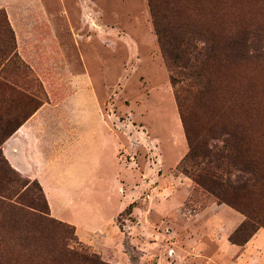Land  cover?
I'll return each mask as SVG.
<instances>
[{"label":"rangeland","instance_id":"obj_1","mask_svg":"<svg viewBox=\"0 0 264 264\" xmlns=\"http://www.w3.org/2000/svg\"><path fill=\"white\" fill-rule=\"evenodd\" d=\"M225 1L226 15L216 2L203 1L178 16L216 36L224 30L257 45L264 30L262 0ZM0 13V47L10 28L16 48L15 56L0 64V81L34 100L18 107L11 93L0 89V131L14 123V112L43 104L59 108L41 119L47 127L44 154L53 156L62 127H70L73 151L58 156L59 165L81 168L86 147L94 145L104 181L89 210L54 205L59 220L51 218L66 227H25L15 218L8 224L0 211V264H69L60 256L66 249L97 254L109 264H264V238L238 260L246 244L226 239L237 228L203 214L215 199L200 188L189 190L187 177L177 170L188 146L147 0H0ZM237 60L231 55L222 63L219 97L243 103L248 82L255 79L261 87L264 71L261 61ZM88 80L110 133L89 96ZM225 112L231 119L232 112ZM27 173L51 192L65 181L62 173L51 176L40 168ZM155 188L162 195L155 193L148 204L144 199ZM30 190L39 200L37 187ZM129 193L132 200L116 214ZM73 228L77 241L71 239Z\"/></svg>","mask_w":264,"mask_h":264},{"label":"trees","instance_id":"obj_2","mask_svg":"<svg viewBox=\"0 0 264 264\" xmlns=\"http://www.w3.org/2000/svg\"><path fill=\"white\" fill-rule=\"evenodd\" d=\"M203 1L216 2L222 15H226L225 0H147V3L188 146L177 170L197 188L211 195L217 204L226 205L244 217L229 237L231 244L244 246L264 229V78L261 87L251 79L243 103H239L237 99L220 98L221 83L217 74L223 61L231 55H236L238 62L243 58L249 63L261 61L264 71V30L259 32L260 37L254 36L258 44L253 46L246 35L238 34L232 38L222 30L216 36L178 16L189 9L188 6L196 9L204 4ZM4 34L6 39L0 47V64L16 54L12 30L7 28ZM230 46L239 51L231 53ZM0 89L8 90L18 107L24 102L29 106L34 104L32 98L2 81ZM41 106H35L25 114L14 112L10 118L14 123L0 131V211L9 218L8 224L15 218L23 220L25 227L46 224L66 227L51 218L38 182L21 177L1 150L2 144ZM224 110L232 112L231 119H227L229 114L226 112L222 114ZM32 186L37 187L39 200L30 196ZM71 239L77 241L74 228ZM60 256L69 264H109L99 255L83 250L66 249Z\"/></svg>","mask_w":264,"mask_h":264},{"label":"crops","instance_id":"obj_3","mask_svg":"<svg viewBox=\"0 0 264 264\" xmlns=\"http://www.w3.org/2000/svg\"><path fill=\"white\" fill-rule=\"evenodd\" d=\"M86 86L90 89L89 96L95 103L96 107H98V114L101 116L99 102L94 89L89 83V80L86 82ZM74 98L77 99V93L74 94L73 99ZM57 109L59 108H54L50 104H43L10 138H8L2 144L1 150L8 163L15 171L25 178L36 180L38 182L46 197L51 216L59 220V216L54 215V205L63 204L66 207L73 209H79L82 207L83 210H89V208L93 205L94 197L92 195H94V191H96L97 196H99V189H104V181L103 173L101 174L100 172L101 166L98 158V147H95L94 145L86 147L85 161L81 168L74 166L73 164H71L69 167V163L64 168L59 165L58 156L65 158V156H67L69 153H72L73 151L72 139L74 136L73 130L70 127H62L64 130V136H60V142L54 144V146L51 148L52 151H54L53 156L49 157L44 154L41 140L47 137V127L44 125V123H42L41 119L45 112ZM101 121L103 126L106 127L110 133L107 125L104 124L102 116ZM55 155L56 157H54ZM30 168H40L43 171H48V174L51 176L62 173L60 177H65V181L64 183L56 184V191L51 192L48 188H46L42 181L30 176V174L27 173ZM161 177L163 176L158 178ZM175 178L179 179L178 177ZM187 180L189 181V190H194V188H196L194 183L188 178ZM189 190L187 192H189ZM82 193L84 197L79 198L80 194ZM155 193L162 195V192L158 188H155L154 190L147 193L146 199H144V201L149 204L155 198ZM132 196L133 193L127 194L122 208L116 214L124 210V208L129 204L130 200H132ZM204 213L209 217V219L210 217L215 218L214 220L217 218H223V226L232 227L233 229L237 228L244 220L242 215L235 212L228 206L219 205L217 203L207 206L203 211V214ZM68 224L74 226L76 228L77 234L79 235L77 229L78 226H76L75 222L69 221ZM230 235L231 234L227 235V240L229 239ZM260 237L264 238V233L261 229L244 247H242L243 251L238 260H241L243 256H245V254L249 251V249L259 246V242L261 240Z\"/></svg>","mask_w":264,"mask_h":264}]
</instances>
